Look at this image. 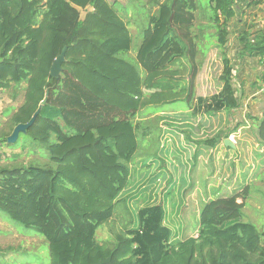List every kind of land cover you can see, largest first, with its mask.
<instances>
[{
    "label": "trees",
    "instance_id": "1",
    "mask_svg": "<svg viewBox=\"0 0 264 264\" xmlns=\"http://www.w3.org/2000/svg\"><path fill=\"white\" fill-rule=\"evenodd\" d=\"M145 1L154 12L148 13L133 63L123 58L132 49L130 31L107 0H0V90L22 94L8 132L0 133V151L37 147L47 159L44 165L0 169V212L44 240L50 264H264V232L243 220L241 193L204 203L194 237L173 241L163 207L154 205L139 209L137 225L116 232L111 247L96 240L129 184L137 137H145L133 123L144 106L143 75L153 78L173 61H185L187 94L162 95L149 104H192L198 73L195 12L210 8L220 48L227 42V21L240 13L229 0ZM80 11H86L83 18ZM253 37L251 43L248 33L241 35L242 50L263 57L264 30ZM63 49L60 74L52 77ZM222 64L219 92L196 98L194 114L239 107L225 55ZM166 78L168 88L175 80ZM36 113L15 143H7L13 129ZM256 127L264 146V115ZM20 135L33 146L19 143Z\"/></svg>",
    "mask_w": 264,
    "mask_h": 264
},
{
    "label": "rangeland",
    "instance_id": "2",
    "mask_svg": "<svg viewBox=\"0 0 264 264\" xmlns=\"http://www.w3.org/2000/svg\"><path fill=\"white\" fill-rule=\"evenodd\" d=\"M259 5L252 1L232 6L234 11L241 10L227 21V42L222 48L215 38L214 23L208 20L210 8L204 5L195 12L192 32L197 44L198 73L192 104L198 97L208 98L219 92L225 55L232 67L237 109L206 115L194 114L191 109L195 105L186 102L170 106L164 102L149 104L151 98L162 95L175 93L182 98L187 94L184 79L187 81L188 64L181 59L153 78L143 75L144 106L133 123L139 126L138 134L144 133L145 137H137L138 150L129 164V184L120 196L114 218L96 231L100 245L111 247L116 232L124 226L137 225L139 209L154 205L163 207L164 225L171 230L175 242L196 235L198 211L215 198L238 193L246 196L242 210L245 222L257 223L260 213H264V146L258 140L256 127L264 115V56L244 54L239 40L243 33H248L253 43V35L264 30V11L256 10ZM145 26L127 23L133 42L130 53L123 58L130 62L135 63V51ZM166 77L175 80L168 88L164 87L168 83L163 82ZM21 102L19 91L0 90V133L8 132V121ZM151 108L155 111L151 112ZM227 135L232 136L233 144L237 143L235 149H224L222 142L217 149L204 145L214 138L221 141ZM19 137V143L32 145L28 137ZM3 148L0 169L47 163L46 153H40L37 147ZM0 264H50L44 240L10 222L2 212Z\"/></svg>",
    "mask_w": 264,
    "mask_h": 264
},
{
    "label": "crops",
    "instance_id": "3",
    "mask_svg": "<svg viewBox=\"0 0 264 264\" xmlns=\"http://www.w3.org/2000/svg\"><path fill=\"white\" fill-rule=\"evenodd\" d=\"M252 1H257L258 4H260L257 7V9H256L257 11H259V9L264 11V0H252ZM252 1H250V2L252 3ZM107 2L109 4H112V5L115 6V8L119 11L120 15L123 17L125 23L126 24L128 23V25L136 24V23L147 24L148 13H152L153 14V12H154V9L152 11H149V7L147 6L145 0H107ZM243 3L244 4L246 3L248 5L249 1H242L240 3V5L242 6ZM88 10H90V9H88ZM239 10H241V8H239ZM85 13H86V11H80V14H81L82 18L84 17ZM130 30L131 29H129V31ZM130 34H131V32H130ZM131 36H132V34H131ZM135 55H136V51H135ZM134 58H135V56H134ZM231 137H228L227 139H229L231 142H233V140L230 139ZM225 140L226 139H222L219 142V143L222 142L221 143L222 147L224 146L223 142ZM235 143H234V147L236 148L237 143L236 144ZM218 144L214 145V149H217L219 147ZM223 148L224 149H229V150L232 149V148L225 147V146ZM235 148H233V149H235ZM199 211H198V216H199ZM244 221H246V220H244ZM248 222H250V221H248ZM197 223H198V219H197ZM250 223L253 224L258 231L264 232V213H260V219H258L257 223H253V222H250ZM196 229H198V227Z\"/></svg>",
    "mask_w": 264,
    "mask_h": 264
},
{
    "label": "water",
    "instance_id": "4",
    "mask_svg": "<svg viewBox=\"0 0 264 264\" xmlns=\"http://www.w3.org/2000/svg\"><path fill=\"white\" fill-rule=\"evenodd\" d=\"M63 60H64V49L62 50L60 55L54 60L52 66H51L50 75L52 77H57L60 74L61 63L63 62ZM45 100H46V98L41 102L40 106H43L45 104ZM36 115H37V113L31 118V120L27 124L17 125L13 129L12 134L7 138V140H6L7 143H9V144L15 143V141L18 138L19 133H23L26 129H28L33 124ZM223 144L225 147H229L232 149L234 148V144L229 139H226L223 142Z\"/></svg>",
    "mask_w": 264,
    "mask_h": 264
},
{
    "label": "built area",
    "instance_id": "5",
    "mask_svg": "<svg viewBox=\"0 0 264 264\" xmlns=\"http://www.w3.org/2000/svg\"><path fill=\"white\" fill-rule=\"evenodd\" d=\"M242 1H252V0H229V2L231 3V6H235V5H237L236 7H238V5H240V3L242 2Z\"/></svg>",
    "mask_w": 264,
    "mask_h": 264
}]
</instances>
